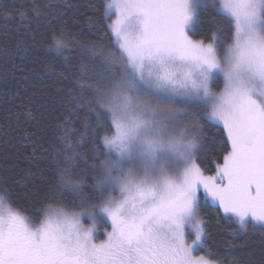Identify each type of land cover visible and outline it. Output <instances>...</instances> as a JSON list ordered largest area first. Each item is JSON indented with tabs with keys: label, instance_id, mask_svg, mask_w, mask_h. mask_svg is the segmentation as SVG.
I'll list each match as a JSON object with an SVG mask.
<instances>
[{
	"label": "snow or ice",
	"instance_id": "6c2138e0",
	"mask_svg": "<svg viewBox=\"0 0 264 264\" xmlns=\"http://www.w3.org/2000/svg\"><path fill=\"white\" fill-rule=\"evenodd\" d=\"M101 3L107 44L46 26L48 51L94 66L91 93L70 88L57 119L59 199L25 205L0 185V264H219L206 205L264 228V0ZM51 6L0 15L27 29Z\"/></svg>",
	"mask_w": 264,
	"mask_h": 264
},
{
	"label": "trees",
	"instance_id": "16d2710c",
	"mask_svg": "<svg viewBox=\"0 0 264 264\" xmlns=\"http://www.w3.org/2000/svg\"><path fill=\"white\" fill-rule=\"evenodd\" d=\"M48 2L52 5L45 9L48 14L34 19L27 29L17 25L18 13L7 19L0 15V185L10 186L25 205L50 195L59 199V193L53 192L51 159L53 146L58 143L57 119L65 112L70 88L77 94L90 95L88 84L95 71L78 51L63 55L48 51L51 34L46 26L49 21L57 29L64 26L68 38L89 42L99 37L106 44L110 42L105 29L109 21L102 18L101 0ZM30 5L31 0H0V13L21 6L28 9ZM28 14L33 15L31 11ZM210 31V18L204 13L195 28V38ZM82 63L87 65L86 74L81 72ZM80 115L83 118V110ZM206 131L209 139L218 135L215 128ZM85 174L90 182L92 173L85 169ZM202 214L208 222L206 247L215 254L210 258L219 264H264V228L249 224L241 229L218 217L210 204ZM102 232L101 227L100 238Z\"/></svg>",
	"mask_w": 264,
	"mask_h": 264
},
{
	"label": "rangeland",
	"instance_id": "374dc122",
	"mask_svg": "<svg viewBox=\"0 0 264 264\" xmlns=\"http://www.w3.org/2000/svg\"><path fill=\"white\" fill-rule=\"evenodd\" d=\"M115 17H113V19H114ZM102 238H103V236H102Z\"/></svg>",
	"mask_w": 264,
	"mask_h": 264
}]
</instances>
